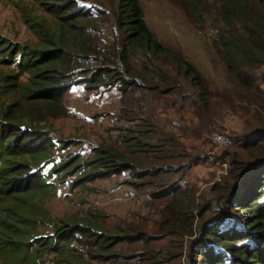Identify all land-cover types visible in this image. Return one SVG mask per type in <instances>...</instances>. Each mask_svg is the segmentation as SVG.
<instances>
[{"label": "trees", "instance_id": "16d2710c", "mask_svg": "<svg viewBox=\"0 0 264 264\" xmlns=\"http://www.w3.org/2000/svg\"><path fill=\"white\" fill-rule=\"evenodd\" d=\"M33 2L53 19L51 23L26 9L22 13L25 24L38 38L36 44L11 46L0 39V52L7 51L5 57L17 69L14 75H7V89L2 91L19 89L25 101L22 116L12 109L15 104L0 103L3 262L26 264L32 260L33 264H47L48 254L56 253L55 264H92L102 261L106 256L99 254L103 253L115 259L118 244L137 243L141 248L136 251L121 250L122 260L136 258L160 264L164 253L155 242L170 236L178 239L174 242L179 244L180 251L165 250V259L183 258L178 264H264V90L257 85L255 73L264 64V0L214 3L216 14L211 16L209 26L216 36L211 41L210 60L221 63L234 84L231 91L218 93L219 98L234 110L248 112L250 107L257 123L232 138L244 151L245 160L231 154V148L217 151L216 160L227 163V173L211 185L208 199L201 198L196 187L185 181V172L202 159L186 150L180 154L179 148L184 147L179 135L159 129L152 120L158 106L154 99L168 100L163 96L178 84L169 85L172 76L157 65L150 68L141 62V69H133L130 58L138 52L173 58L175 70L182 72L190 86L178 99L194 102L197 113L201 103L208 108L211 91L206 88L202 73L163 45L152 32L140 0H117L110 27L99 24L96 5L88 0ZM188 8L187 14L200 29L208 11L205 13L199 0H193ZM96 12L102 13L101 8ZM150 74L157 82L146 81ZM76 83H84L88 88L117 86L124 118L136 123L133 129L120 134L119 140L128 154L113 146L98 147L88 161L91 172L77 177L73 185H81L85 178L130 173V186L139 190L148 185L150 191L146 195L160 202L157 228L150 236L135 224L111 234L90 220H76L73 224L62 219L53 221L43 206L44 196L54 190V185L43 180L40 158L52 142L40 130L39 123L63 109L64 95ZM238 98L247 104L235 106ZM178 157L186 160L174 167L170 161ZM79 168L77 161L68 159L58 163L53 172L64 173L59 174L63 182V175ZM175 173L179 176L173 179ZM39 224H52V232L44 236L36 233Z\"/></svg>", "mask_w": 264, "mask_h": 264}, {"label": "rangeland", "instance_id": "374dc122", "mask_svg": "<svg viewBox=\"0 0 264 264\" xmlns=\"http://www.w3.org/2000/svg\"><path fill=\"white\" fill-rule=\"evenodd\" d=\"M88 1L96 5V11L101 8L102 13L94 10L99 15V20H97L99 24H107L110 27L113 24L111 12L116 8L117 0ZM192 1L140 0V3L143 7L144 19L152 32L163 45L170 48L179 57L191 62L202 73L208 90L219 91L216 93L223 92V90L231 91L230 89L234 88V84L227 70L218 61L210 60L213 58L210 45L216 34L209 26V21L211 16L216 14L215 0H199L204 7L203 10L206 11L205 13L208 11L204 20L200 22V29L196 28L189 14H187L188 6ZM25 9L35 16H39L51 23L53 22L52 17L44 12L33 0H0L1 43L6 41L11 46L27 45L30 47L36 44L37 36L27 27L22 18V13ZM105 35H108L107 28ZM3 51L0 52V103H2V106L15 104L12 109H15L17 115L22 116L21 106L25 105V101L20 90L13 89L9 93L2 91L7 89L5 87V81L9 79L7 75H14L17 72L11 60L5 57L7 51ZM17 56L18 54H16ZM141 62L147 63L150 68L151 66L156 68L153 64L157 65L161 71L172 76V81L170 80L169 85L174 82L178 84V86L172 85L173 88L165 93V95H168V100L165 101L166 106L171 100L178 99L180 93L189 90L188 81L183 79L182 72L175 70L174 59L170 56L153 57L149 53L138 52L130 58L133 69H141ZM141 72L143 71L141 70ZM255 73L257 85L264 90V64L256 68ZM152 75H147L146 81L148 83L157 82V79ZM22 77L25 76L23 75ZM119 96L120 92L117 86L88 88L84 83H76L71 85L66 91L63 99V109L40 121V130L45 133L47 140L52 142V146L40 158V162L43 164L40 173H42L44 181L54 185V190L49 195L44 196L43 206L49 218L53 221L62 219L73 224L77 222L76 220H90L111 234H116L119 229H124L129 224H135L138 225L139 230L150 236L157 228V209L160 206V202L152 201L146 195V192L150 191L148 185L143 186L139 190L130 186L128 182L133 178L130 173L102 176L91 180H86L87 178H85L81 185H73V181L77 177L91 172L88 161L95 156L98 147L113 146L118 148L121 153L128 154L126 147L119 138L125 129H133L136 122L134 120L128 121L124 118L125 112L122 113L120 109L123 102L119 99ZM211 101L216 104V107L214 106L215 113H219L222 117H224V112L227 113L229 109L233 112L235 111L231 107L227 108V105L225 106V103L218 98L213 97ZM237 103L247 104L242 99L235 100V106ZM249 108L247 107L248 112H243L240 108L236 109L237 118L244 125L243 129L245 131L250 130L257 123L254 116L251 115V108ZM228 118L231 121L233 120L230 118V114ZM225 119L223 118V120ZM152 120L158 124V127L160 126L159 129L162 128L159 124L160 122L154 116ZM247 123L248 125H246ZM165 124L172 126L168 121ZM221 130L225 129H211L209 134L213 131ZM229 133L233 139L236 137L231 131ZM233 141L234 145L229 150L230 153L237 154L241 159L245 160L247 157L244 151L238 147L235 140ZM184 150L179 148L180 154H184ZM68 159H74L78 162L79 171L63 175L64 180L60 182L59 174L64 173L53 172V169L58 163ZM185 160V158L178 157L170 162L175 167ZM143 167H147V165ZM81 168L82 170H80ZM178 176L179 173H175L172 178L175 179ZM132 180L135 181L134 179ZM139 183L141 182L139 181ZM211 185L208 181L202 188L196 187L201 198L208 199L210 197L209 189ZM2 196L0 194V208L3 203ZM52 230V224H39L35 232L44 236L50 234ZM120 234L123 236V233ZM176 240L178 239L175 237L167 236L163 240L155 242V246L161 247V252L164 253L162 254L164 256L161 262L159 261L160 264H178L180 260L183 261V258L165 259L168 257L165 250H173L175 253L180 251L178 250L179 244L175 243ZM137 248L140 249L141 245L137 243L118 244L115 247V252L118 254L115 259H110L107 256L108 253H103L99 254L106 256L102 261H92L91 263L149 264L136 258L130 260L121 259V250L130 249L136 251ZM57 257L56 253H49L46 258L48 260L47 264H55L54 260ZM0 264H5L2 257H0ZM26 264H33V262L32 260H27Z\"/></svg>", "mask_w": 264, "mask_h": 264}, {"label": "crops", "instance_id": "0c3cea01", "mask_svg": "<svg viewBox=\"0 0 264 264\" xmlns=\"http://www.w3.org/2000/svg\"><path fill=\"white\" fill-rule=\"evenodd\" d=\"M166 96L168 95L163 97ZM213 97L220 100L219 94L211 91L208 102L206 101L208 108H205L201 103L202 107H200L199 113L195 111L194 102L185 101L183 98L171 100L168 106H166L163 98H160V101L156 99L153 101L158 105L153 116L160 122L162 129L170 130L179 135V140L187 153L202 159L199 164L190 167L185 172V181L197 188H202L208 181L213 184L227 173V163L216 160L217 151L209 140V131L224 128L231 131L232 134H236L244 128V125L237 118L236 110L234 111L235 114L232 110H227L228 112L223 114L224 117L215 113L214 106L216 107V104L212 103L213 100L211 101ZM229 114L230 118L233 119L232 121L228 118ZM223 118L226 119L223 120ZM166 121L172 126L165 124Z\"/></svg>", "mask_w": 264, "mask_h": 264}, {"label": "built area", "instance_id": "2783aa9c", "mask_svg": "<svg viewBox=\"0 0 264 264\" xmlns=\"http://www.w3.org/2000/svg\"><path fill=\"white\" fill-rule=\"evenodd\" d=\"M209 140L216 151L223 148H231L234 143L228 130L213 131L209 134Z\"/></svg>", "mask_w": 264, "mask_h": 264}]
</instances>
